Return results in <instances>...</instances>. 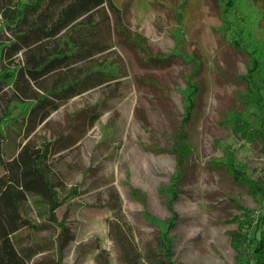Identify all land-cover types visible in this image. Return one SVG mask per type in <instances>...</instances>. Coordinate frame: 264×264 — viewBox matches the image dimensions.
Returning <instances> with one entry per match:
<instances>
[{"label": "rangeland", "instance_id": "rangeland-1", "mask_svg": "<svg viewBox=\"0 0 264 264\" xmlns=\"http://www.w3.org/2000/svg\"><path fill=\"white\" fill-rule=\"evenodd\" d=\"M253 1L237 0L235 13L242 19L237 25L245 31L246 50L225 34L231 22L223 0H114L127 32L147 39L151 57L169 60L149 59L113 24L112 48L103 59L119 63L122 77L61 102L28 138L11 129L17 121L2 124L7 137L12 133L13 151L29 139L49 144L48 162L64 184L56 221L45 218L47 227L18 234L22 243L42 248L30 264H108V257L111 264H126L108 220L131 226L142 253L139 264H151L145 256L175 216L169 237L177 264H245L250 247L236 249L233 235L248 231L249 217L264 210V198L235 180L222 160L231 150L246 164V176L264 185L263 142L236 131L229 118L248 114L259 127L264 116L248 96L251 77L256 86L264 77V0ZM252 57L259 63L253 75ZM189 82L198 93L187 121ZM15 107L13 115L22 117L25 105ZM182 141L185 173L174 198L175 149ZM13 151L4 147L6 157ZM30 217L40 222L34 213Z\"/></svg>", "mask_w": 264, "mask_h": 264}, {"label": "trees", "instance_id": "trees-1", "mask_svg": "<svg viewBox=\"0 0 264 264\" xmlns=\"http://www.w3.org/2000/svg\"><path fill=\"white\" fill-rule=\"evenodd\" d=\"M255 1L258 3L260 0ZM251 2L255 5L253 0ZM223 3V13L231 22L226 26L225 34L231 36L230 41L235 47L249 50L248 41L244 40L245 31L237 25L242 20L235 16L237 0H223ZM249 14L256 22V17ZM113 24L119 35H126V42L142 47L149 59L169 60L170 57H151L147 39L139 32L134 36L127 32L123 11L114 0H0V164L5 170L0 176V264H30L42 251L37 244L22 246L18 234L26 228L39 230L47 227L48 223L43 222L45 218L49 223L56 221V209L62 205L58 190L64 187L55 179L48 162L49 144L39 145L29 139L18 144L14 152L9 146L12 133L7 137L2 124L7 120L17 121L11 129L28 138L61 102L122 77L119 63L103 59V55L112 48ZM119 44H123L122 40ZM251 61L253 75L259 69V63L254 57ZM251 79V94L248 96L259 103L264 112V77L260 86ZM189 87L192 91L187 97V121L194 115L198 93L194 82H189ZM16 105H25L22 117L13 115ZM229 118L235 130H243L245 137L251 140L259 137L264 150V116L259 127L250 124L248 114H234ZM182 131L183 128L180 129V137ZM179 144L181 147L176 146L175 149L178 162L174 198L178 196L175 186L185 173L187 155L185 143ZM4 147L14 153L6 157ZM222 163L235 180L245 183L251 193L264 198V185L246 176V164L237 161L231 150ZM111 208L117 210L119 206L111 205ZM32 213L40 219L39 223L31 219ZM175 219L176 216L163 225L156 247L149 248L145 258L151 264H177L169 237ZM249 219L248 231L233 235L234 245L239 250L241 245L250 247V259L247 258L245 264H263L264 210L255 219L251 216ZM108 221L112 238L125 263L139 264L142 253L135 245L131 226L126 223V228L122 223ZM60 226L66 229L64 224ZM61 238V245L65 244V234ZM103 255L101 251L99 259ZM108 258L107 263L111 264ZM45 263L42 260L36 264Z\"/></svg>", "mask_w": 264, "mask_h": 264}, {"label": "crops", "instance_id": "crops-1", "mask_svg": "<svg viewBox=\"0 0 264 264\" xmlns=\"http://www.w3.org/2000/svg\"><path fill=\"white\" fill-rule=\"evenodd\" d=\"M5 172V170H4V167L0 164V176L3 174ZM21 245L23 246H26L27 244L26 243H21Z\"/></svg>", "mask_w": 264, "mask_h": 264}]
</instances>
